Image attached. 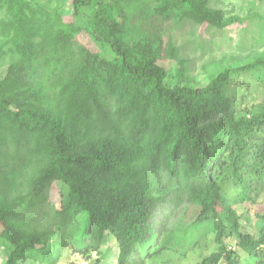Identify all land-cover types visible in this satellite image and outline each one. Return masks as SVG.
<instances>
[{"label":"trees","instance_id":"trees-1","mask_svg":"<svg viewBox=\"0 0 264 264\" xmlns=\"http://www.w3.org/2000/svg\"><path fill=\"white\" fill-rule=\"evenodd\" d=\"M62 1L72 4V14L0 0V60L7 59L0 77L4 264H57L61 254L47 246L49 237L80 213L88 220L83 253L101 255L110 235L117 264H144L145 255H136L150 246L153 212L164 199L161 173L175 184V206L196 204L198 217L211 221L217 247L200 264H238L239 254L225 245L227 225L243 253L264 246V214L257 235L244 231L219 184L227 166L230 180L244 188L242 201L249 199L242 170L264 159V109L238 114L225 87L233 75L264 69V57L229 66L203 86H171L164 64L174 57L170 39L163 45L157 33L129 43L117 1ZM82 9L91 13L87 26L74 21ZM152 10L175 25L185 17L219 28L238 20L199 0H154ZM56 187L58 197L66 196L60 209L51 200ZM37 212L45 213L43 223L35 221Z\"/></svg>","mask_w":264,"mask_h":264},{"label":"rangeland","instance_id":"rangeland-1","mask_svg":"<svg viewBox=\"0 0 264 264\" xmlns=\"http://www.w3.org/2000/svg\"><path fill=\"white\" fill-rule=\"evenodd\" d=\"M28 1L39 12L58 11L69 15L74 11L69 1ZM106 1H117V18L123 23L129 43L135 38L157 33L161 36L163 45L168 39L172 41L175 47L174 57L164 62L169 67L170 75L166 81L171 86H203L213 75L229 66L242 65L257 57H264V0H199L223 17L238 19L224 28L201 23L190 17L183 18L175 25L173 21L163 20L153 13L154 0ZM90 14V10L82 9L74 18L75 24L87 26ZM103 50L107 57L113 56L108 46ZM6 70L7 59L3 58L0 60V77L6 74ZM225 87L226 93L236 100L238 114H252L264 109V69L233 75ZM103 100L108 107L112 106L111 97L104 96ZM242 173L247 179L246 195L249 199L242 201L244 188L230 180V169L227 166L220 170L219 184L223 195L234 203L242 229L257 235L261 228L259 215L264 214V159L259 161L257 169L250 165L243 168ZM157 179L164 199L153 212L151 236L148 240L150 246L146 249L148 254L140 251L136 258L139 259L144 254V264H200L217 247L211 221L198 217L196 204L184 202L175 206L171 201L175 184L168 182L165 173H161ZM57 191L58 187L53 189L51 200L54 208L60 209L66 196L58 197ZM45 211L46 216L50 217L52 209L45 208ZM44 212H37L35 221L43 223ZM87 226V215L80 213L76 221L65 229L54 227L47 246H55L61 254L57 264H90L97 257L101 264H117L118 245L110 235L105 237L106 245L101 255L96 252L90 255L83 253L87 241ZM229 227L227 225L224 236L228 248L236 246L234 238L229 235ZM232 251L239 254L238 264H260L264 258V246L252 255L243 253L237 246ZM7 255L6 246L1 244L0 264L5 263Z\"/></svg>","mask_w":264,"mask_h":264},{"label":"built area","instance_id":"built-area-1","mask_svg":"<svg viewBox=\"0 0 264 264\" xmlns=\"http://www.w3.org/2000/svg\"><path fill=\"white\" fill-rule=\"evenodd\" d=\"M229 249H234V246H229Z\"/></svg>","mask_w":264,"mask_h":264}]
</instances>
